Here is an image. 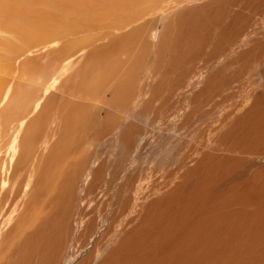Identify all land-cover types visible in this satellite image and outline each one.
I'll return each instance as SVG.
<instances>
[{"label":"bare ground","instance_id":"1","mask_svg":"<svg viewBox=\"0 0 264 264\" xmlns=\"http://www.w3.org/2000/svg\"><path fill=\"white\" fill-rule=\"evenodd\" d=\"M251 2L0 0V29L17 37H43L26 53H59L74 46L66 38L68 35L93 27L103 29L101 43L90 42L91 48L85 46L87 49L82 48L63 63L66 68L81 64L77 84L86 97L108 88L111 96L104 95L99 101L118 107L117 114L130 117L133 96H141L142 103H152L163 91L165 79L137 87L135 78L146 59L144 50L149 45L145 37L151 20L159 18L163 26L151 46L152 67L161 50L168 56L170 68L188 64L176 78L189 88L185 110L190 107L192 113L210 107L218 111L224 106L223 90L233 88L253 64L264 86V38H253L254 14L244 12V6ZM260 3L264 4V0ZM201 55L206 58L199 67L196 61ZM231 67L232 73H224ZM58 78H49L43 94L28 112L31 115L23 123V133L14 136L9 146L15 158L14 168L18 165L21 169L18 180L11 183L0 164V264H68L69 259L61 262L71 254L67 243H73L78 236L91 237L89 243L95 247L84 250L86 259L91 258L87 264H97L98 255H104L98 264H264V168L249 177L236 178L249 157L264 153V90L248 93L246 99L228 105L230 109L218 117V129L212 138L214 147L199 142L194 147L198 148L197 157L194 159V155L191 166H187L191 157L188 153L178 166L167 170L160 179L154 178L142 191L138 186L140 190L122 202V208L131 212L115 224L114 215L111 221H98L96 214L86 211L80 203L93 192L95 182L104 176L108 166L76 150L77 136L70 137V133H78L87 124L107 126L110 133H116L117 157L123 160L141 139V130L115 115L99 121L95 116L89 118L90 109L79 103L70 108L64 102L66 89H60ZM55 96L60 97L57 106ZM49 114L55 123L49 125L53 133L40 144L35 165L27 172L29 159L39 146L43 117ZM70 151L73 156L67 159ZM115 170L110 171L112 175ZM77 178L85 182L90 178L78 196ZM120 178L125 182L119 185L140 181L135 170ZM102 233L108 236L97 247L96 237Z\"/></svg>","mask_w":264,"mask_h":264},{"label":"rangeland","instance_id":"2","mask_svg":"<svg viewBox=\"0 0 264 264\" xmlns=\"http://www.w3.org/2000/svg\"><path fill=\"white\" fill-rule=\"evenodd\" d=\"M260 2L261 0H252L251 4L248 3L244 6V12H253L254 14L252 17V36L254 39H259V37L262 39L264 38V4H261ZM234 9H236V7H234ZM161 15V12L158 13V17ZM147 17L148 16L146 15L145 18ZM151 21L150 31L145 37L146 46L149 45V48L146 47L144 50L146 51V59L142 64L141 69L137 71L135 77L137 84H139L137 87L142 86V84L147 82L155 84L161 79H165L162 92H164V88L168 87L163 94L162 92L161 94H158L159 97L156 95L152 100V103H142L140 102L141 98H139L141 96L137 98L133 96L129 102V108H133L132 116L130 117L128 114H117L118 112L116 113V109L118 107L116 108L114 105L103 104L99 101L101 97H105L104 95H106L107 98L111 96V92L108 88L102 89L97 92L98 94L95 93L91 94L92 96L90 95L86 97L84 94L85 92L83 93V91L79 90L77 84L79 78L77 69L81 64L77 65V63H74L68 68H66L64 64L67 61V57H71L70 55H78L82 48L89 49L91 46L101 43L103 41V39H100L103 38V29L93 27L87 31L75 32L68 35L66 38H69L75 44L70 49L63 50L59 53L52 51L46 52V50H41L37 53H26L25 50L28 47L41 42L42 40L40 38L43 37L36 39L35 37L38 36L35 34L17 37L9 30L8 32H2L0 29V158L2 159H0V164L1 167H3V171H5L7 175H10L11 183L18 180V176L21 172L20 166L17 165L14 168L15 158L10 155L12 151L9 150L11 141L18 133H23V123L31 115V112H28L32 110L38 96L43 94V87L50 82L51 78L57 75L60 77L58 78L59 86L61 87L60 89H66L65 98L67 99H64V102L65 104H68L70 108L74 107V104L79 103L90 109L89 118L95 116L99 121L105 119L107 115H115L121 119H126L128 124H136L141 130V139L130 149L123 160H118L117 157L118 150L114 143V136L116 133H110L107 126L87 124L83 125L78 133H70V137L72 134L77 136L78 142L75 145L76 150L80 149L81 151H85L91 155L92 159H97L98 161L103 162L105 161L108 166L106 173L102 177L106 180L102 178L97 180L93 186V192L90 194L87 193L88 196L86 195L84 200L80 203L85 205L84 208L86 211H92L94 215L96 214L95 217L97 216L96 218H98V221L102 218H108V221H111V216L114 215L112 221L115 224L131 212L129 208H122L124 205L123 203L128 196H131L134 193V191L140 190L138 186H141L142 191L144 187L151 184V181L153 182L154 178L160 179L167 170L173 168L174 165L178 166L180 160H182L188 153H191V157L188 158L187 166H191L193 164V157L196 155L195 151L198 150V148L195 150L194 147H196L199 142H202L205 147H214L212 138L214 136V130L218 129V117L220 113L226 109H230L228 105L246 99L248 93L264 90L263 84L258 81V67L253 64L251 67L247 68L245 72L243 71L244 73L240 76L239 80L233 84V88L229 87L223 90L224 92H222L221 96L222 100H224L223 104L225 107L223 106L218 111H211L210 107H204L205 109L200 108V110L192 113L190 112V107L185 110L189 88L187 83H180L176 78L178 77L177 75L179 72L188 67V64L185 63V65H180L179 68H177L179 65H171L170 68V65L167 64L168 56L164 55V50H161L159 54H156L157 58L155 59L157 62L154 64V67H152L154 60L151 51L153 47L152 45L155 43V36L162 28L163 23L159 18ZM59 42L61 41L59 40ZM90 42H92L93 45H90L92 44ZM85 46H87V48ZM202 58L206 57L201 55L196 61L197 65H200L199 67L205 63ZM210 62H212V59ZM233 67L224 70V73H232ZM81 93L82 95H80ZM159 98L160 100H156ZM59 101L60 97L55 96L53 100L55 106L58 105ZM144 111L148 112L143 114ZM60 113L59 117H61L63 112L60 111ZM186 118H188V120ZM43 120L45 121H43L42 125L43 130L40 132L39 146L35 147L34 154L29 159L27 172H29L28 170H31L32 165H35V156H37L38 150L40 151L41 149L40 144L42 145L44 141L50 137V134L53 133L49 129L50 124H55L51 122L52 115L49 114L46 117H43ZM68 155L69 156L66 157L67 159L72 157V151H70ZM196 157L197 155L194 159ZM246 162L242 169L243 173L241 172L236 178L249 177L254 171L259 170V168L261 169L262 167L264 168V153L249 157ZM126 168H128V170H126L127 172L125 173ZM113 170H115V172L112 175V172L110 171ZM134 170L136 174H139L140 181L137 180V183L135 181L133 185L130 183H126V185L123 184L124 186L119 185L125 182V178L120 177H125L126 174L133 173ZM5 172L3 174L4 176L6 174ZM87 179L88 180L85 182L82 178H77L76 196H78L79 190H82L87 186L90 178ZM118 182L119 184H117ZM121 186H123L122 190ZM69 235H71V233H69ZM107 236L108 235L102 233L96 237V241L99 242L97 247L105 241ZM90 239L92 240L91 237L86 239L83 236H78L73 243H67V250H69L71 254L68 258H63L61 262L65 263L66 260L69 259L70 262L68 264H87L91 258L86 259V254L85 256L83 255L84 250L88 246H90L91 249H95V247H91L89 243ZM103 257L104 255H98L99 259L96 258L97 264L103 259Z\"/></svg>","mask_w":264,"mask_h":264}]
</instances>
